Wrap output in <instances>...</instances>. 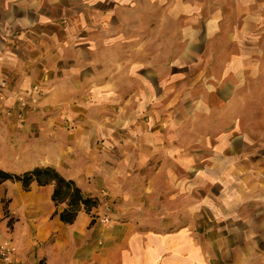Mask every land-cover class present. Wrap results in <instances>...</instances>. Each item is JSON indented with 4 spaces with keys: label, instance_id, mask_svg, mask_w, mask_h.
<instances>
[{
    "label": "crops",
    "instance_id": "0c3cea01",
    "mask_svg": "<svg viewBox=\"0 0 264 264\" xmlns=\"http://www.w3.org/2000/svg\"><path fill=\"white\" fill-rule=\"evenodd\" d=\"M130 2L87 0L82 22L76 20L63 28L59 20L43 15L36 0H0V76L7 77L18 91L37 84L43 95L39 109L29 113L11 97L4 102L7 112L0 115V168L23 173L36 166H52L86 194L97 196L85 182L96 174L94 182L102 187L107 178L93 173L99 161L98 152L93 157L98 148L95 142L101 136L108 144L119 130L117 126L91 124L95 118L90 117V111L93 107L115 108L120 127L129 132L117 150L122 151L120 157L125 153L123 162L148 166L143 175L148 196L154 200L148 209L153 217L115 219L98 206L89 213L80 210L67 224L59 219L66 204L51 200L53 184L32 182L25 190L20 182H0V242L10 239L17 248L9 264H264V154L252 160L246 157L248 170L242 175L229 159L225 172L220 149L227 144L231 149L234 141L219 140L217 133L211 141V166L205 169L209 171L177 175L167 169L169 165L185 168L200 157L188 153L186 142L177 140L173 113L168 105L167 113L164 104L156 108L158 98L220 95L219 80L214 76L206 80L205 69L225 67L227 62L194 58L197 33L193 29L186 39L177 40L181 59L177 64L168 60V65H160L163 72L148 71L155 62L146 65L133 60L121 62L119 77H106L95 69L99 65L84 58L109 49L111 41L116 42L115 52L123 53L124 46L137 52L138 27L130 30L132 36L138 35L128 44L122 36V23L114 25L112 21H119L118 14L124 11L136 20L139 3H146L145 17H150L162 2L160 17L166 21L186 19L194 4L200 8L191 11L197 14L194 17L207 23L201 35L211 39L220 32V10L205 8L201 0ZM174 31L165 30L163 38L170 40ZM229 62L239 68L249 63L244 57ZM176 66L179 68L173 70ZM160 116L170 118L162 122ZM202 145L207 147V141ZM210 186H217L211 196L207 191ZM193 193L201 195L188 215L183 205ZM161 195L163 200L157 203L155 198ZM204 205L212 208L211 230H204L208 223L197 219L195 212ZM104 216L108 222L102 221Z\"/></svg>",
    "mask_w": 264,
    "mask_h": 264
},
{
    "label": "rangeland",
    "instance_id": "374dc122",
    "mask_svg": "<svg viewBox=\"0 0 264 264\" xmlns=\"http://www.w3.org/2000/svg\"><path fill=\"white\" fill-rule=\"evenodd\" d=\"M36 1L44 9L43 15L59 20L63 28H67L69 23H74L76 20L77 24L82 22L83 9L87 2V0ZM122 1L127 2L126 5L131 3L130 0ZM201 1L205 8L210 6L220 10L221 19H218L220 32L212 39L201 35L207 23H205V19L194 17L197 14L191 11L200 9L194 4L191 6V10H188L186 19L166 21L163 16L160 17V13L163 11L162 2L154 14H149L150 17H145L146 3H139L137 6L139 16L135 14L136 20H132L124 11L123 15L118 14L119 21L116 18L112 21L114 25L122 23V33H124L122 36L128 44L129 39L138 35L132 36L130 30L133 27H138L136 31L140 34L138 36L140 41L137 52L130 50L129 46H124L123 53L115 52L116 42L111 41L108 44L109 49L94 51L92 55L84 58L94 61L97 66L99 65L100 67L95 69L106 77H119L121 62L127 63L133 60L146 65L155 62L154 68H149L148 71L163 72L160 65L167 64L168 60L177 64L181 59L178 46L180 42L177 40L186 39V35L191 29L196 31V44L192 46L197 49L196 51L192 50L194 58L197 56L204 60L214 59L221 61V64L225 61L227 65L205 69L206 78L214 76L217 81L219 80L220 95H164L162 98H158L156 108L164 104L166 111V105H168L169 112L173 113L171 118L176 125L177 140L186 142L185 147L188 153L200 157L197 162L185 168L169 165L167 169L175 171L177 175L185 174L187 171L192 173L209 171L205 169L207 166H211V162H208L210 161L209 156L213 155L211 141H214L220 134L219 140L234 141L231 144V149L227 147L229 144L226 145V148L220 149L223 171H228L227 162L230 159L232 165L238 167L237 171L239 172L236 173L242 175L248 170L249 160H246V157L250 156L252 160L258 157V154H264V0ZM169 28L172 31L175 30L174 35L170 40H165L163 34ZM189 38H192L191 33ZM204 38L206 47L202 53ZM239 57H244L249 62L245 68L234 67L232 66L233 62H229L232 59H239ZM178 68L176 66L173 70ZM212 72L217 73L213 74ZM41 94L42 90L37 84L18 91L7 77L0 76V115L7 112L4 102L9 97L15 99L18 107L25 109L28 113L39 109L43 96ZM87 97L90 98V95H86V99ZM90 113V117L95 118L91 124L117 126L119 130L108 144L101 136L95 142L98 148L94 149L93 157L98 152L99 161L96 163L97 167L93 166V173L97 172L98 177L100 174L101 177L107 178L103 179L104 181L99 179V182H104L102 187L98 185L99 183L94 182L96 174L85 182L95 190V195H97L95 197L99 201L98 206H103L105 212L114 215L115 219L118 217L121 220H141L149 215L153 217L154 213H149L148 209L151 208V202L154 200L151 201L148 196L147 180L143 175L146 174L148 166L123 162L126 159L125 153L120 157L122 151L119 153L117 150L118 144H124L129 132L126 131V128L120 127L121 123L117 121L115 108L107 110V108L93 107ZM146 117L144 116V118ZM166 117L170 118V116ZM166 117L160 116L161 121L163 122V118ZM180 124L183 127L179 129ZM122 130L126 132L123 133ZM217 133L219 134L217 135ZM204 141H207V147L202 145ZM158 166L160 167L161 164L159 163ZM135 175L138 177L134 179ZM1 190L0 186V193ZM141 191L144 194L139 193ZM207 191L211 196L213 192H217V186H213V188L210 186ZM134 193L139 194L135 196ZM200 195L193 193L185 199L183 208L187 207L188 215L191 214V206L196 205L195 200ZM6 200L5 196L1 199L4 214H6ZM155 200L157 203L159 200L162 202V195L157 196ZM211 209V205H204L195 211L197 219L208 223L204 230L212 229L213 212ZM182 213L185 214V212ZM108 220L107 216L102 219L105 222ZM237 230L240 229L237 228ZM0 264L9 263L0 260Z\"/></svg>",
    "mask_w": 264,
    "mask_h": 264
},
{
    "label": "trees",
    "instance_id": "16d2710c",
    "mask_svg": "<svg viewBox=\"0 0 264 264\" xmlns=\"http://www.w3.org/2000/svg\"><path fill=\"white\" fill-rule=\"evenodd\" d=\"M6 180L20 182L25 190L32 182H36L40 186L53 184L51 200L55 204H66V207L59 213V219L67 224L75 220L80 210L89 213L99 204L95 196L86 194L73 180L65 178L52 166H36L23 173L0 168V181ZM5 212H7L6 208Z\"/></svg>",
    "mask_w": 264,
    "mask_h": 264
},
{
    "label": "built area",
    "instance_id": "2783aa9c",
    "mask_svg": "<svg viewBox=\"0 0 264 264\" xmlns=\"http://www.w3.org/2000/svg\"><path fill=\"white\" fill-rule=\"evenodd\" d=\"M16 252L17 248L10 239L0 242V260L4 263H10Z\"/></svg>",
    "mask_w": 264,
    "mask_h": 264
}]
</instances>
